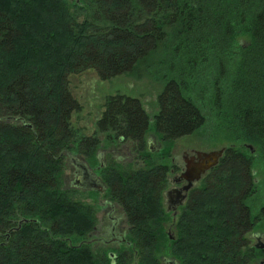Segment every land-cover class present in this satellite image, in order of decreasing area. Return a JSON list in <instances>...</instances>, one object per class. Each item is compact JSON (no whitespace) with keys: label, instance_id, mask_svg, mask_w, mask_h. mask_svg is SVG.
<instances>
[{"label":"trees","instance_id":"16d2710c","mask_svg":"<svg viewBox=\"0 0 264 264\" xmlns=\"http://www.w3.org/2000/svg\"><path fill=\"white\" fill-rule=\"evenodd\" d=\"M88 70L167 80L159 154L145 148L138 99L107 98L97 122L105 148L122 138L133 161L107 154L100 171L126 221L119 248L92 242L96 206L64 184L69 156L97 165L98 134L74 126L69 82ZM209 120L264 159V0H0V264H162L163 251L177 264H252L263 253L247 234L264 205L253 211V161L241 147L178 208L174 240L165 233L172 144Z\"/></svg>","mask_w":264,"mask_h":264},{"label":"rangeland","instance_id":"374dc122","mask_svg":"<svg viewBox=\"0 0 264 264\" xmlns=\"http://www.w3.org/2000/svg\"><path fill=\"white\" fill-rule=\"evenodd\" d=\"M162 75L163 73H160L156 76V79L160 78V82L155 81L154 77L144 75L143 72H141V75H137L135 77L121 75L108 80L100 79L93 70H88L80 75L71 76L69 78L70 92L79 106L78 111L73 113L74 126L76 128H80L83 134L95 132L98 136H104L98 132L97 122L104 111L106 99L115 96L138 99L149 118V129L145 134L146 146L151 144L153 148L157 146H160L161 148L163 145L158 143V139L156 137L157 135L153 126L154 118L159 112L158 96L165 88L167 81L166 78H162ZM121 139L122 138L116 139V142H118L120 146L116 147V144L112 145V147H115L123 152L129 150L130 147L123 144V139ZM149 140L150 143H148ZM246 145L247 144L234 142L227 132L218 127V123L216 121L209 120L206 126H204L201 130H197L194 133L184 135L176 139L172 144L170 152L172 154V158H175V161H179L178 159L181 158L180 156L184 152H189L191 150L199 151L200 153H209L221 150L222 148L241 147L242 151L250 156L253 161L252 173L257 186V194L253 198L251 204L253 211L257 212L260 207L264 205V159L260 157L256 148L251 146L253 151L251 152V150L247 147L248 145ZM70 164L73 165V163ZM70 175L71 172L67 170L66 176L71 182L73 179L69 178ZM173 178V175H169L170 183ZM88 196L79 195V198L88 203H94L97 209L96 213L98 219L105 218L106 214L110 212L109 205L105 204L108 200L106 194ZM163 205L168 214V221L164 223L166 236L168 239H170L171 236H174L175 238L174 224L176 222L179 207L177 208L176 215H174L173 212L167 209V201L164 197ZM112 206L114 207V210H120L113 204ZM247 237L250 239V245L253 247L258 244L256 237H259L260 241L263 243L264 222H257L253 230L247 234ZM256 250L263 253V255L259 256L252 264H260L261 261H264V250H260L258 248H256ZM159 256L162 264H169L170 261L174 260L168 255L167 251H163Z\"/></svg>","mask_w":264,"mask_h":264},{"label":"flooded vegetation","instance_id":"af4514ba","mask_svg":"<svg viewBox=\"0 0 264 264\" xmlns=\"http://www.w3.org/2000/svg\"><path fill=\"white\" fill-rule=\"evenodd\" d=\"M94 134L95 132L84 135L90 137L93 136ZM105 137L106 136H98L100 141V147L96 152L97 165H92L87 159L84 158H80L77 156H69L67 160V169L68 171L71 172L69 178L73 179V181L70 182V180L66 178L64 182L65 187H68L69 189H73V190L86 191L87 193H89V195L106 194L107 187L105 186L104 182L101 179L100 171L101 169L105 168L108 164V160L106 157L107 154L111 155V157H113L118 163L122 164L123 166L133 162L132 159H127L128 157L124 156L125 153L123 151L118 150L115 147L105 148ZM156 137L158 139V143L160 145L161 144L163 145L160 138L158 136ZM148 143H150V140ZM118 146L119 143L117 142L116 147ZM162 147L160 148V146H157L153 148L151 144L146 146L145 143V148L150 154H159V152L162 150ZM247 147L248 149L251 148L252 150L251 146L248 145ZM197 152L199 151L191 150L189 152H184L180 156L181 158L178 159L179 161H175V158H172V154L169 158V162L167 164L168 167L167 186L163 193V197L166 198L167 201V209L169 208V206L171 207L174 206L172 203H174L177 198H182V203L180 205H177L176 210L173 212L174 215H176V211L178 207L182 206V209L185 207L190 192L198 185L199 181L201 180L200 179L197 182H192L189 185V182L185 179V177L187 176L186 175L187 169L197 163V158H196ZM225 152L226 150L224 151V153ZM70 163H73V165H71ZM169 175H173L174 177L171 183L169 181ZM204 175H202L201 178ZM86 178L97 179L104 188V190L93 191L90 189H81L80 187H77L76 184L78 182L85 181ZM86 184H88L87 180H86ZM105 204L109 205L110 212L106 214L105 218L98 219L99 231H96V233L93 234L92 242L96 244L97 243L112 244L114 247L119 248L122 244L126 242V230H127L126 221L124 220L121 211L120 210L118 211L117 209L114 210V207L112 206V204H109L108 200L105 202ZM256 240L258 244H256L255 247L260 250H264V242L262 243L259 237H256Z\"/></svg>","mask_w":264,"mask_h":264},{"label":"water","instance_id":"95a60500","mask_svg":"<svg viewBox=\"0 0 264 264\" xmlns=\"http://www.w3.org/2000/svg\"><path fill=\"white\" fill-rule=\"evenodd\" d=\"M227 149L228 148H224V149L209 152V153L197 152L196 153L197 163L194 164L192 167H189L186 172L187 176L185 177V179L189 182V185L192 182L199 181L202 175H204L209 170H211L213 167H215L218 163V160L223 156L224 151ZM86 180L88 184H86ZM76 185L77 187H80L81 189H90L93 191H103L104 190L100 182L95 178L94 179L86 178L85 181L78 182ZM181 203H182V198H177L175 202L172 203L174 206L172 207L169 206L168 210L174 212L176 210V206L180 205ZM170 239L174 240V236H171ZM169 264H177V262L172 260L169 262ZM260 264H264V262H260Z\"/></svg>","mask_w":264,"mask_h":264}]
</instances>
